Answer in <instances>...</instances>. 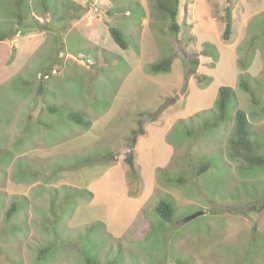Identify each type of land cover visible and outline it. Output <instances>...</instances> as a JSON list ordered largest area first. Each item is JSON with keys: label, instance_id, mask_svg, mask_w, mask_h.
<instances>
[{"label": "rangeland", "instance_id": "374dc122", "mask_svg": "<svg viewBox=\"0 0 264 264\" xmlns=\"http://www.w3.org/2000/svg\"><path fill=\"white\" fill-rule=\"evenodd\" d=\"M15 1L0 0V264H264V169L230 150L242 111L264 156V0H180L178 35L154 0H23L20 26Z\"/></svg>", "mask_w": 264, "mask_h": 264}, {"label": "trees", "instance_id": "16d2710c", "mask_svg": "<svg viewBox=\"0 0 264 264\" xmlns=\"http://www.w3.org/2000/svg\"><path fill=\"white\" fill-rule=\"evenodd\" d=\"M155 1V9L157 12L166 17L171 22V33L179 34L180 32V24L178 22L179 16V8H180V0H154ZM232 0H227L230 3ZM44 11L47 12L46 1L42 0L40 2ZM14 7L16 10V18L17 25L20 26L24 21V1L16 0L14 3ZM226 31H225V39L227 40L232 33V25L230 19V7L226 9ZM109 34L112 40L123 50H127L129 47V43L127 42L123 33L116 28L115 26H110L108 28ZM13 38V35L0 33V42H5L8 39ZM197 64V62H195ZM172 66V59H164L159 64L151 67V71L153 73L160 72H169ZM241 88L249 94L253 98V93L250 91L246 81L241 80L240 83ZM39 93H42V87L39 88ZM234 93L233 90L229 87H222L219 89L218 100H217V109L218 116L215 118L214 122L206 123L212 129L219 128L223 123H225L228 119V108L230 101L233 99ZM51 110H55L52 108ZM68 118L73 123L84 126L86 128L90 127V123L86 120V116L84 113H70ZM230 150L232 155L241 158L248 168L251 169H264V156L260 155L258 152V147L255 141L252 139V134L249 129V123L247 117L244 112L238 111L236 113V124H235V133L233 138L230 140ZM132 154L127 159L129 161L131 170H134V165L131 161ZM204 171L203 174L207 170H209V165H206L202 168ZM17 206L12 205L11 209L7 212V217L11 219V216L14 212L17 211ZM155 213L163 218L165 221H171L174 218V208L168 202L160 201L155 208ZM86 264H98V262L91 258H86Z\"/></svg>", "mask_w": 264, "mask_h": 264}, {"label": "water", "instance_id": "95a60500", "mask_svg": "<svg viewBox=\"0 0 264 264\" xmlns=\"http://www.w3.org/2000/svg\"><path fill=\"white\" fill-rule=\"evenodd\" d=\"M203 213H197L195 215H193L192 217H189L187 220H192V219H195L196 217L202 215Z\"/></svg>", "mask_w": 264, "mask_h": 264}]
</instances>
